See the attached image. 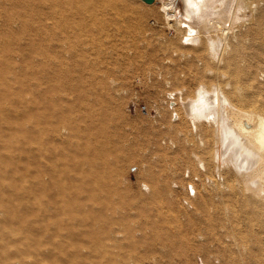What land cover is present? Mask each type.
I'll list each match as a JSON object with an SVG mask.
<instances>
[{
	"label": "bare ground",
	"instance_id": "6f19581e",
	"mask_svg": "<svg viewBox=\"0 0 264 264\" xmlns=\"http://www.w3.org/2000/svg\"><path fill=\"white\" fill-rule=\"evenodd\" d=\"M136 1L142 5L157 1L156 16L164 20L169 31H177L180 38V42L173 39L167 44L185 49L175 57L166 55V68L160 66L162 59L152 72L153 84L158 74L166 80L170 89L166 95L173 99L168 104L170 110L177 114V101L182 105L177 119L166 124L162 120L157 129L168 134L167 139L158 138L157 148L186 162L180 185L183 195L179 201L186 206L198 205L206 214L213 208L219 220L234 218V221L242 215L250 224L258 223L262 230L264 0H184L181 16L175 11L177 0ZM11 5H14L12 12H6V19L0 21V48L3 49L0 64L12 60L15 65L0 68V74L11 73L0 83V93L9 98L4 86L14 82L11 79L14 78L18 85L27 84L24 90L30 97L22 95L18 102H12V107L0 105V119L18 112L21 114L16 117L35 122L36 132L30 124L21 126V132L39 144L31 156H38L37 172L41 178L30 183L23 197L12 195L3 186L7 158L0 154V207L4 211L0 215V234L23 229L21 213L29 208V212L41 216L39 230L55 237L54 246L59 258L62 256L60 264H133V256L141 247H155L146 234L154 233L155 242L167 223L166 216L158 212L144 219L136 218L128 208L116 205L121 198L119 191L116 201L106 195L105 202L97 203L95 191L108 189L102 179L112 143L107 129V99L101 90L98 97L87 102L80 93L70 96L68 93L81 89L72 76L54 78L57 63L49 53L55 46L57 20L62 32L79 30L95 38L111 27L143 29L146 15L135 10L128 0H14ZM238 13L248 17L236 21L240 17ZM20 14L27 20L28 28L37 32L39 46L35 61L29 59V73L21 69L20 73H27L24 80L17 72L16 60L26 58L25 49L4 47L7 41L21 39L17 35L19 27L14 25ZM33 19L37 24L31 26ZM24 28L25 24L21 26ZM69 45L67 41L66 46ZM74 45L81 49V45ZM33 62L36 72L31 70ZM61 66L63 70L69 69L65 63ZM14 103L21 105V109ZM181 119L182 128L177 129L176 121ZM17 124L7 122L6 127L19 131L16 126L22 123ZM169 173L147 171L146 190L141 189L140 203L135 207L146 208L163 198L170 201L179 198L175 193L178 188H169ZM54 183L61 187V193L46 192ZM67 184L74 185V193L64 192ZM36 197L38 206L32 208L28 201ZM187 215L188 223L193 219ZM143 220L152 222L154 228L142 224ZM15 221L18 226L12 225ZM170 232L171 236L184 235V229L180 228ZM255 254L248 256L247 264L261 262Z\"/></svg>",
	"mask_w": 264,
	"mask_h": 264
},
{
	"label": "rangeland",
	"instance_id": "374dc122",
	"mask_svg": "<svg viewBox=\"0 0 264 264\" xmlns=\"http://www.w3.org/2000/svg\"><path fill=\"white\" fill-rule=\"evenodd\" d=\"M13 1L0 0V21L6 19V12H12L11 8L14 5L10 6V4ZM128 1L135 10H140L146 15L143 29L111 27L92 38L91 35L79 30L62 32L60 22L57 20L58 32L54 40L55 46L49 53L57 63V73L54 78L72 76L81 89L68 93L70 96L80 93L87 102L90 98L98 97L101 90L102 96L107 99L106 104L109 109L107 129L110 131L112 143L102 179L108 189L95 191L94 197L97 203L105 202L106 195L116 201L120 192L121 198L117 200L116 205L128 208L136 218L144 219L158 212L166 216L167 223L159 231L155 242L153 241L154 233L146 234L155 247H141L133 256V264H247L250 261L248 256L255 252L261 260L259 264H263L264 228L261 230L258 223L250 224L248 218L242 215L234 221H232L234 218L219 220L213 208L206 214L200 211L198 205L186 206L185 202L179 201L183 195L180 185L182 186L181 175L186 162L180 156L173 158L158 149V138L166 137L167 139L168 134L159 132L157 129H159L160 121L163 120L162 122L166 124L170 120L177 119L178 114L182 112V105L181 101H177V114L170 110L171 106L168 104H172L170 100L173 99L166 95V92L170 90L165 83L166 80L158 74L157 82L153 84L155 74L153 75L152 72L162 59L160 66L166 68L167 61H164L166 55L175 57L177 53L185 49L167 44L173 39H178L180 42V38L177 31H169L164 20L156 16L157 1L152 5H142L136 0ZM184 7V0H177L176 14L183 15ZM21 13L25 14V11L21 9ZM238 15L240 17L236 21L248 17L242 13ZM20 16L21 18L18 16L14 20V25L19 27L17 35L21 39L7 41L4 47L18 50L22 46L25 49L26 58L22 61H17L18 58L16 60L17 72L20 73L24 68L29 73V59L35 61L39 48L36 42L38 41L37 32L29 29L27 20L21 14ZM23 24L25 28L21 29ZM30 24L36 25V20H31ZM67 41L71 45L66 46ZM75 43L81 45V49H78ZM66 49L69 51H65ZM2 50L0 48V51ZM62 63L67 64L69 69L63 70ZM8 65H15V63L12 60H5L0 64V68L3 69ZM31 70L36 72L35 62ZM27 73H20V77L24 80ZM7 75L11 73L5 71L0 74V83ZM11 79L14 82L5 83L4 86L9 91V98L5 97V94L1 96L2 93H0L1 108L2 106L12 107V102H18L22 95L25 98L30 97V93L24 90L27 84L18 85V81ZM142 80H144L143 83H141ZM21 86H23L22 91ZM14 106H19L18 108L21 109L19 104L16 106L14 103ZM82 113L83 111L80 115ZM20 114L17 112L11 116H2L0 119V154L7 158L4 163L7 171L4 188L12 195L23 197L30 183L41 178V175L37 172L38 156H31L35 154L39 144L33 140V137L28 140L25 133L21 132V126L28 127L29 124L30 126L36 124L29 123L25 118L16 117ZM7 122L12 125L22 123L16 126L20 130H16L15 127L7 128ZM180 122L182 119L176 121L177 129L182 128ZM32 128L33 132H36V126ZM31 149V153H28L27 151ZM147 171L170 172L167 176L169 188H178L175 193L179 198L175 197V194L174 197L177 200L170 201L163 198L157 203L147 205L146 208L135 207L140 203L141 189L146 190L144 184L149 178ZM75 190L74 185L67 184L64 192L72 194ZM46 192L61 193V187L54 183L48 186ZM31 201H28V204L36 208L37 197ZM2 214L4 211L0 207V215ZM187 214L193 219L188 223ZM21 215L24 216L23 229L19 232L7 230L0 234V264H60L62 256L59 258L57 247L54 246L55 237L39 230L42 227L41 216H38L37 212H29V208L23 209ZM17 224L18 222L15 221L12 225L18 226ZM142 224L154 228L153 223L148 220H143ZM238 226L242 229H238ZM177 228L184 229L182 237L171 236L170 231Z\"/></svg>",
	"mask_w": 264,
	"mask_h": 264
},
{
	"label": "water",
	"instance_id": "95a60500",
	"mask_svg": "<svg viewBox=\"0 0 264 264\" xmlns=\"http://www.w3.org/2000/svg\"><path fill=\"white\" fill-rule=\"evenodd\" d=\"M145 1H147V2H151L152 0H145Z\"/></svg>",
	"mask_w": 264,
	"mask_h": 264
}]
</instances>
